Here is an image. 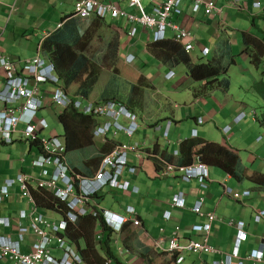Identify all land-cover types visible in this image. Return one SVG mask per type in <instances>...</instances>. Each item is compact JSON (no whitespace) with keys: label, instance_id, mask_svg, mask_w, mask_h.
Segmentation results:
<instances>
[{"label":"crops","instance_id":"0c3cea01","mask_svg":"<svg viewBox=\"0 0 264 264\" xmlns=\"http://www.w3.org/2000/svg\"><path fill=\"white\" fill-rule=\"evenodd\" d=\"M78 1L80 0H0V53L18 65H22L24 60L45 53L43 41L68 19L76 18L81 30L85 31L89 25L84 21H93L94 17L83 19L73 16L75 4ZM162 1L150 0L149 9L146 8V10L151 11L155 3ZM212 1L220 9L219 12L213 11L211 14H207L204 10H200L195 13L192 10V1L184 0L182 13L174 15L172 19L194 36L195 47L188 52L193 63L203 57L207 60L213 59L219 53L221 43L225 40L229 41L235 62L229 67L226 75L231 80L228 91L220 88L204 90L205 81H194L189 75L186 65L170 67L152 55L148 51V45L155 42L152 29L137 25V33L131 39L126 31L132 26V23L126 20L122 21L119 29L113 25V22L117 21L116 18L108 17L104 19L105 24L101 25L116 28L119 32V35L114 37L119 39L118 57L119 55L121 57L122 54L125 55L127 51L135 55V60L132 62H127L122 57L121 61L124 65L130 64L138 70L137 82L141 76L149 81V87H153L152 93L163 95L161 92L163 88L155 84L158 80L174 79L173 81H175L178 79V73L183 75L181 80H177L178 85L166 92L169 95H183V99L186 101L184 104H177L165 97L164 102L167 105L153 110L148 103L141 113L142 115L139 113L141 126L137 132L132 137L119 134L117 140L134 142L146 149L158 147V152L164 155L166 150L172 153L177 150L180 141L192 138H200L203 141L212 142L214 145H225L241 158L244 174L247 177L245 181L239 182L221 168L207 164L209 167L208 187L203 189L196 179L185 181L177 173L163 175L159 160L161 156L158 154V157L154 158H136L129 155V163L136 165L138 169L134 174L125 173L124 179L131 182V187H137L138 192H134L132 189L122 191L107 187L98 201L104 209L121 214H125L128 205L135 207L141 217L142 226L135 227L131 223L129 224L134 226L137 231L140 243L162 255L156 259L158 264L161 257L173 255L157 252L154 247L155 240L163 235L166 238V243L169 242L172 232L177 226L180 227L179 234L182 238L203 240L207 233L195 231L193 225L207 223L209 221L208 213H214L216 216L211 222L208 242L220 252H187L184 254L185 259L181 264H211L214 260L221 258L224 252L231 251L237 231L235 227L228 224L230 219L243 220L246 223L248 236L242 245L241 255L246 256L252 249L262 247L264 256V217L259 223L254 220L257 211L264 210V189L257 190L250 181L264 179V126L259 124L257 121L259 114L249 105L252 100L260 105L262 102L255 93L253 84L257 80H264V0ZM256 1L260 2V6L254 5ZM232 2H234V6ZM130 9L136 11L135 8ZM121 29L125 33H122ZM111 40L104 41L105 45H109ZM204 48L209 49L205 56L203 55ZM46 56L48 57L47 54ZM254 57L261 59L259 66L253 64ZM148 68L153 71L148 73ZM233 68L238 73L236 78L231 74ZM120 72L117 73L120 74ZM78 86L68 90L69 93L77 94ZM183 86L184 88H180ZM44 87L47 90L52 88L51 85H44ZM232 87L236 89H232ZM46 102L51 105L42 109L39 114L46 120L47 117L57 119L61 124L59 116L63 110L50 103L51 97L49 94L47 95V92ZM186 103H189V110H186ZM199 117L203 119L201 123L197 121ZM236 117L238 121H235ZM168 121H172V123L169 134L165 135ZM49 128L50 125L41 134L44 135L46 131H49ZM193 129L198 131L197 137L194 136ZM49 135H53V133ZM94 141L98 147L105 143L102 137H94ZM39 151L36 144H32V141H27L20 136L9 144L0 141V185L6 179L14 178L21 172L38 175V169L32 167V162L28 161L27 157L30 156L34 159ZM173 155L178 156L175 153ZM74 158L78 160V163L82 158L83 161L87 160L84 154L81 156L77 152ZM157 165L161 167L159 168ZM226 186L238 191L249 190L250 194L241 199H235L225 191ZM178 191L186 194L184 207L172 205ZM19 195L21 196L18 185H15L9 199ZM199 197H203L202 211L196 213L193 208ZM9 199L3 203L9 204ZM23 200L25 204L24 197L21 198V201ZM7 210L6 206L0 204V217H9L15 224L19 215L13 216ZM42 211L57 219L60 217L59 212ZM165 211L171 213L169 220L163 216ZM15 230V225L12 228L0 226V233H11L15 236ZM100 231L101 229L98 227L96 233ZM119 243L123 250H129L124 254L117 251L128 264H148L136 250L125 247L120 238ZM27 244L23 243V246H27ZM57 255H61L60 251ZM246 264H264V261L247 260Z\"/></svg>","mask_w":264,"mask_h":264},{"label":"built area","instance_id":"2783aa9c","mask_svg":"<svg viewBox=\"0 0 264 264\" xmlns=\"http://www.w3.org/2000/svg\"><path fill=\"white\" fill-rule=\"evenodd\" d=\"M183 1L163 0L161 3H155L148 12L142 0H80L75 4L73 16L83 19L111 17L116 18L119 23L126 20L132 23L126 31L129 38H134L137 25H142L153 30L155 41L172 39L181 43L185 51L190 52L195 47L194 36L172 19L174 15L182 13ZM190 1L195 13L200 10L207 14L220 11L212 0ZM125 3L128 4L127 7ZM232 5L234 6V2ZM254 5L260 6V2L256 1ZM130 8H135L136 11ZM117 27L119 29L120 26ZM121 32L125 33L123 29ZM208 52V48L203 49L204 56ZM123 59L132 62L135 55L127 51L123 54ZM44 85H51V90H47ZM46 92L51 97L50 103L62 110L72 108L91 116L95 120L94 137H102L106 141L116 140V144L102 155L100 165L93 174L83 175L73 170L66 157L67 147L63 133L49 136L41 134L49 126L46 118L39 114L42 109L51 105L46 102ZM235 121H238L237 117ZM199 122H202L201 117ZM171 123L168 122L165 135L169 134ZM140 124L138 114L125 103L112 99L96 100L83 94L71 95L65 89L54 62L45 53L24 60L22 65L0 53V141L9 144L20 136L27 141H37L40 150L31 164L33 168L38 169V175L21 172L0 185V204L11 197L13 187L18 185L21 196L31 205L29 212L20 210L15 224L9 217H0V226L12 228L15 225L16 228L14 237L11 233H0V264H88L65 236L69 223L76 224L79 217L84 215L100 217L102 214L105 224L115 232L117 251L120 254L128 253L129 250H123L120 246V233L127 223L135 227L142 226L141 217L132 205H128L125 214H121L104 209L98 199L107 187L138 192L137 187H131V182L124 179L125 173L134 174L138 169L136 165L129 163V155L136 158L158 157L137 143L117 140L119 134L132 137L140 128ZM196 132L195 129L193 134L196 135ZM174 153L177 155L178 150ZM159 160L163 175L177 173L185 181L196 179L203 189L208 187L209 167L206 163L196 161L189 165H176L162 157ZM43 189L53 193L54 197L65 205L61 208L63 213L58 219L51 218L39 207L34 191ZM225 191L235 199L250 194L249 190L238 191L229 186L225 187ZM202 202L203 197H199L193 208L196 213H201ZM185 204L186 194L178 191L172 205L184 207ZM207 215V223L193 225L195 231L207 233L203 240L182 238L179 234L180 227L177 226L168 244L163 235L155 240L156 251L172 254L178 264L184 261V254L187 252L219 253L220 251L208 242L211 222L216 216L214 213ZM163 216L169 220L170 211H165ZM263 217L264 210H258L254 220L259 223ZM24 219H27L28 224H24ZM228 224L237 231L234 247L211 264H246L247 260L263 262L262 247L252 249L246 256L240 253L248 236L245 221L230 219ZM96 236L97 240H100L101 232ZM23 243L28 244L23 246ZM53 250L60 251L61 255H55Z\"/></svg>","mask_w":264,"mask_h":264},{"label":"trees","instance_id":"16d2710c","mask_svg":"<svg viewBox=\"0 0 264 264\" xmlns=\"http://www.w3.org/2000/svg\"><path fill=\"white\" fill-rule=\"evenodd\" d=\"M93 22L94 25L90 24L85 31H82L76 18L68 19L43 41L44 52L54 62L67 91L72 88L75 79L83 72V69L91 65V57L87 50L88 46L82 51L78 49V44L83 39L90 42L96 32L95 27L98 28L105 24L104 19L101 17H94ZM118 50L119 39L114 38L108 45L106 57H115L118 54ZM148 51L170 67H176L180 64L186 65L187 71L194 81H205L204 90L220 88L228 91L230 88L231 80L226 75L235 60L232 56L229 41L225 40L221 43L219 53L213 59L207 60L203 57L196 63L192 62L189 53L184 50L181 43L172 39L155 41L148 45ZM252 62L259 66L261 59L254 57ZM95 71L96 69L93 68L82 79L76 90L77 94L90 96L96 81ZM145 87H149V81L141 76L137 83H131L129 95H121L122 98H119L117 97L119 93L106 94L104 91L101 95L103 98L100 100L112 99L125 103L129 109L140 117L139 113L141 114L147 106L144 107L143 104V100L148 98V92L143 89ZM253 89L262 100V112L257 117V121L264 126V80L255 81ZM253 112L255 113V111ZM199 118L197 119L198 122ZM59 119L63 126V136L67 147L66 157L69 164L77 173L83 175L93 174L100 165L102 155L116 144V140H105V143L98 147L93 136L95 120L89 115L77 112L75 109H64ZM196 133L198 134V131ZM197 134L194 136L197 137ZM32 144L37 145V141L32 142ZM201 146H203L202 149H199ZM177 150L178 156L175 157L173 155L174 152L172 153L168 150H166L165 155L160 154L158 147L146 149V151L158 154L168 162L176 165H189L196 161H201L209 166L221 168L239 182L247 179L241 158L225 145H214L212 142L203 141L200 138H192L180 141ZM76 152L80 153L81 156L84 154L87 160L83 161L82 158L78 163V160L74 158ZM157 167L160 168L161 166L157 165ZM250 181L257 190L264 189V179ZM34 196L42 210H53L60 214L63 213L61 208H64L65 205L60 203L50 191L44 189L34 191ZM98 227H101L102 238L100 240H97L96 236ZM65 236L79 250L88 264H128L118 254L115 245V232L105 224L102 214L100 217L92 215L80 216L76 224L69 223ZM138 239V233L135 231L134 226L127 223L120 233V241L123 245L129 249L131 248V250H136L146 263L158 264L156 259L162 255L140 243ZM159 262V264H178L174 256L161 257Z\"/></svg>","mask_w":264,"mask_h":264},{"label":"rangeland","instance_id":"374dc122","mask_svg":"<svg viewBox=\"0 0 264 264\" xmlns=\"http://www.w3.org/2000/svg\"><path fill=\"white\" fill-rule=\"evenodd\" d=\"M142 3L145 8L149 9V3L150 0H142ZM84 22H87V25L93 24V21L88 22V20H85ZM122 23H119L118 21H114L113 25L114 26H121ZM95 27V26H94ZM95 34L90 40V42L86 41V39H83L80 41L78 44V49L79 50H85L86 46H88V54L91 57V65L88 68H84L83 72L75 79L74 84L72 87H77L82 79H84L90 71L94 68L96 69L95 71V85H94V90L91 92L90 96L92 99H102L103 97L101 96L102 93L105 91V93H119L117 97L122 98L121 95H129V91L131 89V83H136L139 77V72L137 69H134L132 65H124L123 61H121V57L119 55L118 59V54L113 57H106V53L108 51V45H105V42H108L111 39H114L115 35H119L118 31L116 28H111L110 26L105 25L104 27L101 26L99 29L95 27ZM105 41V42H104ZM123 42V41H122ZM140 59L142 57L140 56ZM147 59V58H145ZM147 62V61H146ZM120 69V70H119ZM148 73L152 72V69H147ZM118 71H121L120 74L117 73ZM231 74L233 75L234 78L238 75L237 71L235 68H233V71H231ZM181 77V78H180ZM93 78V76H92ZM183 75L181 73H178V79H182ZM158 80L157 83H155L157 86H160L163 88L161 91L163 95L157 94V93H152L151 89L153 87H145L143 88L144 90L148 92V98L143 100L144 107L150 103V107L153 110H156L157 107L161 108L167 105V103L164 102L165 97H168L170 101L176 102L177 104H184L186 102L183 99V95H169L166 91L169 89H172L175 85L177 84V80ZM78 84V85H77ZM185 84V83H184ZM180 85V84H179ZM180 88H184L180 87ZM232 89H236L235 87H232ZM143 93V92H142ZM136 97V95H134ZM109 97V96H106ZM124 98V97H123ZM106 100V99H105ZM189 102V101H188ZM186 110H189V103H186ZM249 105L256 110L258 114L262 112V102L261 105L257 102H254L253 100L249 103ZM252 113V112H251ZM253 115V113L251 114ZM255 115V114H254ZM47 120L49 122L50 128L48 129L49 131H46L44 135L48 136L50 133H57L61 134L62 133V125L59 123V121L54 120L51 117H47ZM141 121V119H140ZM37 155V154H36ZM28 161L33 160V157L28 156ZM36 169V168H35ZM37 170V169H36ZM39 173V171H37ZM104 191V190H103ZM102 193L100 194V196ZM22 196H15L13 199H9L10 203H3L1 205L7 207V211L10 214L19 215L20 208H25L27 212L30 211L31 205L24 200L21 201ZM28 204H27V203ZM48 216H50L48 214ZM51 218H56L52 217ZM24 224H28L27 219H24ZM14 237V236H13ZM169 242H167L168 244ZM53 253L57 255L59 251L53 250Z\"/></svg>","mask_w":264,"mask_h":264},{"label":"clouds","instance_id":"9594fccd","mask_svg":"<svg viewBox=\"0 0 264 264\" xmlns=\"http://www.w3.org/2000/svg\"><path fill=\"white\" fill-rule=\"evenodd\" d=\"M121 57L123 58V54L121 55Z\"/></svg>","mask_w":264,"mask_h":264}]
</instances>
